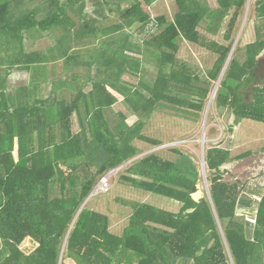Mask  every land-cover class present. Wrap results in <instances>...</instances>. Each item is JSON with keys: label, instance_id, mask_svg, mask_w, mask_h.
Masks as SVG:
<instances>
[{"label": "trees", "instance_id": "16d2710c", "mask_svg": "<svg viewBox=\"0 0 264 264\" xmlns=\"http://www.w3.org/2000/svg\"><path fill=\"white\" fill-rule=\"evenodd\" d=\"M159 1L0 0V264H264V193L249 229L239 207L252 201L223 181L228 149L206 151L209 195L196 201L192 155L139 147L164 145L143 132L154 114L198 123L217 83V110L264 124V0H172L170 11ZM249 1L255 40L241 45ZM184 41L212 54L211 68L178 58ZM19 75L29 77L14 87ZM61 87L70 102L55 99ZM120 167L122 182L180 211L127 203L128 225L113 235L87 204Z\"/></svg>", "mask_w": 264, "mask_h": 264}, {"label": "rangeland", "instance_id": "374dc122", "mask_svg": "<svg viewBox=\"0 0 264 264\" xmlns=\"http://www.w3.org/2000/svg\"><path fill=\"white\" fill-rule=\"evenodd\" d=\"M218 2L221 6L227 3L223 0H212ZM172 0H165L164 6L170 11L174 8ZM161 4V0L158 2ZM250 1L248 9L245 11V17L240 26L238 38L241 36V45L252 43L255 40V32L253 23L247 20L249 15ZM158 14L161 12V6L157 8ZM245 28V29H244ZM248 28V29H247ZM235 43V42H234ZM46 43L38 42L34 45L29 43V49L42 48ZM177 57L185 60L191 65H195L201 72L211 68L215 57L202 48L196 47L187 42L181 44ZM264 57V54H263ZM29 76L19 75L13 77V86H19L28 79ZM218 86V83H217ZM86 89L84 90L87 92ZM217 90V87H216ZM55 99H64L70 102L73 99L74 90L72 88L61 87L56 90ZM49 89L46 90L47 96ZM212 94L209 93L208 98ZM120 99V97H118ZM215 101L211 103L210 108L206 112L208 101L204 107L202 117L198 123H193L182 118L172 117L170 115L154 114L145 121L143 132L151 138L159 140L161 147L149 149V146L140 144L139 147L145 150L141 155L157 152L164 159L175 160V156L169 151L170 148H178L193 156L200 175L199 192L201 197L208 198V170L205 164L204 170L201 162L205 159V153L210 147H218L220 149H228L230 151V162L222 167L223 181L238 184L241 189L240 198L245 202L252 201L253 208L245 205L239 207V214L245 216L246 225L249 229L253 228L255 213L254 208L257 200L264 193V124L251 120L236 121L234 116L228 111L217 110ZM116 111L120 110V105L113 107ZM205 119V139L206 146L202 147V123ZM137 118L135 116H127L126 123L132 125ZM76 124H74V127ZM249 153L245 158L237 159L243 154ZM16 149L14 156H16ZM121 167L115 169L111 174L109 184L111 185L108 192H102L98 195L89 197L87 209L99 214H103L108 218L109 231L115 236H121L124 229L128 225L129 218L133 212L131 205L127 203L146 204L170 213H178L181 209L180 203L169 198L145 192L122 182ZM99 184V181L97 185ZM96 185V186H97ZM95 186V188H96ZM35 248V244L30 240L22 244L21 249L28 254ZM71 264L70 262H67Z\"/></svg>", "mask_w": 264, "mask_h": 264}, {"label": "built area", "instance_id": "2783aa9c", "mask_svg": "<svg viewBox=\"0 0 264 264\" xmlns=\"http://www.w3.org/2000/svg\"><path fill=\"white\" fill-rule=\"evenodd\" d=\"M216 91V90H215ZM212 95L209 97L208 99V104H207V108H206V113H207V110L210 108L211 106V103L213 102V100H215V92L211 93ZM205 129H206V123H205V119L203 120V123H202V141H201V144H202V147H204V145L206 146L207 142L206 139H205ZM201 167L202 169L204 170L205 168V160L203 159L202 162H201ZM114 171H117V170H113L111 172H109L106 176H104L103 178H101L99 180V184L96 186V188L93 190L92 192V195H98L99 193H102V192H108L109 189L111 188L110 184H109V181L111 179V174L114 172Z\"/></svg>", "mask_w": 264, "mask_h": 264}, {"label": "water", "instance_id": "95a60500", "mask_svg": "<svg viewBox=\"0 0 264 264\" xmlns=\"http://www.w3.org/2000/svg\"><path fill=\"white\" fill-rule=\"evenodd\" d=\"M234 46H235V45H234ZM216 86H217V85H216ZM216 86H215V88H216ZM215 88H214V89H215ZM197 189H199V185L197 186ZM208 195H209V192H208ZM90 196H91V195H90ZM200 197H201V195L198 194V195H196V196H193V199L197 201ZM87 200H88V199H87ZM87 200H86V201H87ZM86 201H85V203H86ZM85 203H84V204H85Z\"/></svg>", "mask_w": 264, "mask_h": 264}, {"label": "bare ground", "instance_id": "6f19581e", "mask_svg": "<svg viewBox=\"0 0 264 264\" xmlns=\"http://www.w3.org/2000/svg\"><path fill=\"white\" fill-rule=\"evenodd\" d=\"M250 2H251V1H250ZM249 23H250V22H249ZM244 29H245V28H244ZM247 29H248V28H247ZM216 87H217V86H216ZM215 90H216V88L214 89V91H213V92H215ZM213 92H212V93H213ZM111 98H112V97H111Z\"/></svg>", "mask_w": 264, "mask_h": 264}, {"label": "crops", "instance_id": "0c3cea01", "mask_svg": "<svg viewBox=\"0 0 264 264\" xmlns=\"http://www.w3.org/2000/svg\"><path fill=\"white\" fill-rule=\"evenodd\" d=\"M237 39H238V37H237ZM237 39H236V40H237ZM235 44H236V43H234V45H235ZM205 113H206V112H205Z\"/></svg>", "mask_w": 264, "mask_h": 264}]
</instances>
